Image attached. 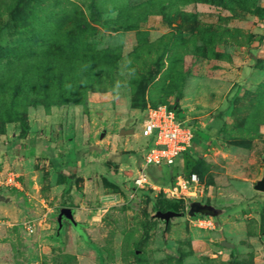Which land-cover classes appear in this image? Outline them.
I'll list each match as a JSON object with an SVG mask.
<instances>
[{"label":"rangeland","instance_id":"1","mask_svg":"<svg viewBox=\"0 0 264 264\" xmlns=\"http://www.w3.org/2000/svg\"><path fill=\"white\" fill-rule=\"evenodd\" d=\"M160 105L194 138L145 173L197 177L166 224L161 193L86 159L138 168ZM53 149L107 182L57 171ZM263 166L264 0H0V264H264ZM194 202L223 210L214 230L194 226ZM60 208L75 226L57 230Z\"/></svg>","mask_w":264,"mask_h":264},{"label":"built area","instance_id":"2","mask_svg":"<svg viewBox=\"0 0 264 264\" xmlns=\"http://www.w3.org/2000/svg\"><path fill=\"white\" fill-rule=\"evenodd\" d=\"M174 108L160 105L148 108L141 123V136L147 140L142 163L131 179V189L161 193L165 198L178 202L196 197L197 177L190 174L187 179L176 175L171 183L160 185L154 183L145 173L147 167H170L174 161L190 148L194 131L186 121L177 120ZM6 183L13 180L7 179ZM14 186H17L14 184ZM199 230H214V218L199 216L192 220ZM29 227H27V231Z\"/></svg>","mask_w":264,"mask_h":264},{"label":"water","instance_id":"3","mask_svg":"<svg viewBox=\"0 0 264 264\" xmlns=\"http://www.w3.org/2000/svg\"><path fill=\"white\" fill-rule=\"evenodd\" d=\"M189 125H191L189 123ZM104 130L99 134V138L101 139L104 135ZM131 133V131H120L119 135H127ZM253 190L256 192L264 193V166L262 169L261 177L259 180H257L254 185H253ZM5 200L3 197L0 196V202H4ZM189 216L193 215H199V216H206V217H211V218H216L220 217L223 214V210L216 209L214 207H211L209 205L201 204L194 202L190 205L189 209ZM160 218L162 219L163 223L166 224L168 219L174 218V217H179V213H173V212H164L159 215ZM61 220H66L69 222L72 226H75V222L73 220V215L72 211L69 208H60L58 210V213L56 215V226L57 230L60 229L61 227ZM220 245L226 248H231V245L228 243H225L224 241L220 242Z\"/></svg>","mask_w":264,"mask_h":264},{"label":"crops","instance_id":"4","mask_svg":"<svg viewBox=\"0 0 264 264\" xmlns=\"http://www.w3.org/2000/svg\"><path fill=\"white\" fill-rule=\"evenodd\" d=\"M124 131H131V130H124ZM130 134H132V131H131V133H129V134H127V135H130ZM106 135H107V132H104V135H103V137L100 139V138H98V140H96V141H94V142H92L91 144L92 145H100L101 144V142L103 141V139H105V137H106ZM120 136H126V135H120ZM53 151H54V154H56V155H58L61 159V165H62V168L61 169H59V170H57V171H60V170H62V172H64V171H66L68 168H73V171H75V173H77V175H76V177H78V178H82V177H84V176H86V175H88V174H97L98 176H100L101 177V175H99L95 170H93V171H90L89 173H85V172H83V171H81V163L80 162H74V163H71L70 161H68V160H65L64 159V155H67V153L69 152V151H66V152H62L61 153V150H54L53 149ZM122 152H124V153H132V151L131 150H123ZM92 155V156H91ZM87 162L90 164V163H93V162H96L97 164H98V161L97 160H100L99 162V165H103V166H105L104 164L105 163H107V164H109L112 168H115L116 170H117V172L118 173H123V175L125 176V174L128 172L129 174H131V175H133V176H135L136 175V171H137V169L138 168H136V169H132V170H129V169H127L128 168V166L127 165H120V164H114V163H112V162H110V161H106V160H103L102 158H98V157H96V156H93V154H90L87 158ZM48 160V159H47ZM48 163L50 164V166L51 167H53V165L51 164V162L48 160ZM106 167V166H105ZM139 167V166H138ZM54 168V167H53ZM107 169V168H106ZM108 170V169H107ZM79 171H81V172H79ZM109 171V170H108ZM112 173V172H111ZM102 178V177H101ZM102 179H104V178H102ZM105 180V179H104ZM106 181V180H105ZM107 182V181H106ZM154 182V181H153ZM109 183V182H108ZM155 183V182H154ZM109 184H111V183H109ZM1 196V195H0ZM1 197H3V199L5 200L4 202H0V204H4V203H7V198L6 197H4V196H1Z\"/></svg>","mask_w":264,"mask_h":264},{"label":"trees","instance_id":"5","mask_svg":"<svg viewBox=\"0 0 264 264\" xmlns=\"http://www.w3.org/2000/svg\"><path fill=\"white\" fill-rule=\"evenodd\" d=\"M90 21H91L92 23H98V19L94 16V14L91 15V19H90ZM165 106H167V105H165ZM167 107H168V108H173V107H171V106H167ZM187 150H188V149H187ZM187 150L184 151L183 154H186V153H187ZM188 157H190V156H188ZM173 176H174V175H169L170 178L173 177ZM162 181H163V180H161L160 182L157 181V182H155V183L161 185ZM171 182H172V181H169L168 183H171ZM168 183H167V184H168ZM164 202H165V207H164V209H163V213H164V212H173V213H177V202L172 201V200H168V199H165Z\"/></svg>","mask_w":264,"mask_h":264},{"label":"flooded vegetation","instance_id":"6","mask_svg":"<svg viewBox=\"0 0 264 264\" xmlns=\"http://www.w3.org/2000/svg\"><path fill=\"white\" fill-rule=\"evenodd\" d=\"M202 204V203H201ZM206 205V204H205Z\"/></svg>","mask_w":264,"mask_h":264}]
</instances>
